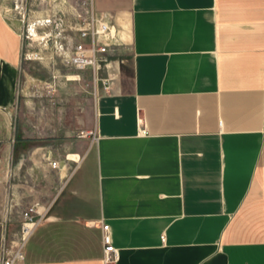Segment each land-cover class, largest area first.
I'll return each instance as SVG.
<instances>
[{"label":"crops","instance_id":"obj_1","mask_svg":"<svg viewBox=\"0 0 264 264\" xmlns=\"http://www.w3.org/2000/svg\"><path fill=\"white\" fill-rule=\"evenodd\" d=\"M6 1L0 254L36 206L22 264H264V0H94L119 46L100 72L94 139L78 138L58 167L46 151L31 168L57 175V194L8 182L24 43Z\"/></svg>","mask_w":264,"mask_h":264},{"label":"rangeland","instance_id":"obj_2","mask_svg":"<svg viewBox=\"0 0 264 264\" xmlns=\"http://www.w3.org/2000/svg\"><path fill=\"white\" fill-rule=\"evenodd\" d=\"M83 1L7 0L5 4L6 15L18 23L24 40L15 114L18 142L8 181L22 184L23 189L42 183L46 194L47 184H54L57 194L61 187L57 175H38L37 170L31 173L38 161L45 162L41 153L51 151L50 157L58 167L79 150L78 138L88 142L94 139L101 81L93 72L69 67L64 61L79 41L74 26L78 12L84 11ZM70 162L72 172L78 163Z\"/></svg>","mask_w":264,"mask_h":264},{"label":"built area","instance_id":"obj_3","mask_svg":"<svg viewBox=\"0 0 264 264\" xmlns=\"http://www.w3.org/2000/svg\"><path fill=\"white\" fill-rule=\"evenodd\" d=\"M94 4V0H84L82 2L81 8H84V11L78 12L77 23L74 26L79 41L73 49L69 50L64 61L69 67L80 71L89 70L93 72L96 78L100 80V72L109 65L110 57L117 53L119 46L118 32L112 22L111 15L99 14ZM107 81L102 79L105 87H107ZM52 166L57 167V163H52ZM41 218L42 213L36 206L30 207L22 213L23 220L18 240L9 245L5 236L2 239L0 264H22L25 262L26 243L35 231L36 226L41 222ZM102 230L105 261L109 262L111 256L115 257L117 255V249L113 245L110 226L102 224Z\"/></svg>","mask_w":264,"mask_h":264}]
</instances>
